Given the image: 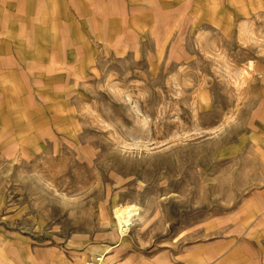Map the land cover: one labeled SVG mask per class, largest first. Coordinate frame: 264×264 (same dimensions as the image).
<instances>
[{
    "label": "rangeland",
    "instance_id": "obj_1",
    "mask_svg": "<svg viewBox=\"0 0 264 264\" xmlns=\"http://www.w3.org/2000/svg\"><path fill=\"white\" fill-rule=\"evenodd\" d=\"M263 188L264 0H0V264L213 258Z\"/></svg>",
    "mask_w": 264,
    "mask_h": 264
},
{
    "label": "crops",
    "instance_id": "obj_2",
    "mask_svg": "<svg viewBox=\"0 0 264 264\" xmlns=\"http://www.w3.org/2000/svg\"><path fill=\"white\" fill-rule=\"evenodd\" d=\"M255 70L257 71V67ZM259 194L264 195V188L260 190ZM236 211L241 217L238 220L240 223L234 225L233 219L226 218L224 220L225 231L219 232L220 236L209 242L210 249H215L210 250V254L215 253L216 256L211 258L200 255V253L186 256L185 252H182L177 254L176 258L167 261L166 264H264V208L243 207ZM230 214L226 213V216ZM220 222L222 220L210 221L208 227L213 226L216 229H221ZM216 223L217 225H215ZM244 227L248 228L247 231L241 229ZM222 248L226 250V254L217 256L221 252L219 249ZM103 251L107 252V249L99 250V254H102ZM107 254L109 253H104L103 264H110L114 259L113 254L106 257ZM125 259H130V257H125L122 260ZM120 262L124 263V261ZM76 264H81V262Z\"/></svg>",
    "mask_w": 264,
    "mask_h": 264
},
{
    "label": "bare ground",
    "instance_id": "obj_3",
    "mask_svg": "<svg viewBox=\"0 0 264 264\" xmlns=\"http://www.w3.org/2000/svg\"><path fill=\"white\" fill-rule=\"evenodd\" d=\"M252 68H253V65H251L249 63L248 68H247L248 72ZM145 114L146 115L144 116V119H143L144 123L142 124L143 130L141 129L142 131L139 130V131L131 132L130 136H139V137H141L142 135H145L146 133L148 134V132H150V130L152 129L151 124L154 123V121L152 120V118L149 121L147 118L149 116H151V115L150 114L148 115V113H145ZM141 122L142 121L136 122V125H141ZM143 137H145V136H143ZM123 143L127 144V139H125L123 141ZM131 213L132 212H128V210H126V209H122L119 206H115L114 215H115V218L117 220V225L120 227L121 231H123V232H127L128 228H129V226L131 224L130 220H131V218L133 216ZM99 255H101V254H99ZM101 256H103V260H102V263H101V264H103L104 263V255H101Z\"/></svg>",
    "mask_w": 264,
    "mask_h": 264
},
{
    "label": "built area",
    "instance_id": "obj_4",
    "mask_svg": "<svg viewBox=\"0 0 264 264\" xmlns=\"http://www.w3.org/2000/svg\"><path fill=\"white\" fill-rule=\"evenodd\" d=\"M103 260V256L98 255L94 259L88 260L86 264H101Z\"/></svg>",
    "mask_w": 264,
    "mask_h": 264
}]
</instances>
